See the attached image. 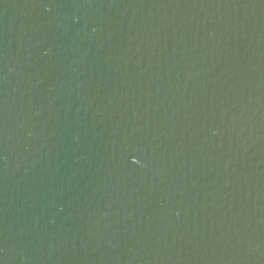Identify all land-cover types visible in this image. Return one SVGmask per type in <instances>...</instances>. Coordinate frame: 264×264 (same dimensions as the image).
<instances>
[{
  "label": "water",
  "instance_id": "water-1",
  "mask_svg": "<svg viewBox=\"0 0 264 264\" xmlns=\"http://www.w3.org/2000/svg\"><path fill=\"white\" fill-rule=\"evenodd\" d=\"M0 264H264V0H0Z\"/></svg>",
  "mask_w": 264,
  "mask_h": 264
}]
</instances>
